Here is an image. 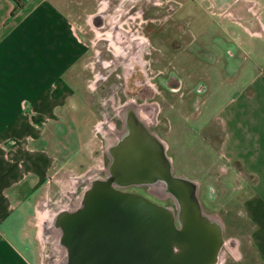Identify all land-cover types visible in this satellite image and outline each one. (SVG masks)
<instances>
[{
	"label": "rangeland",
	"instance_id": "374dc122",
	"mask_svg": "<svg viewBox=\"0 0 264 264\" xmlns=\"http://www.w3.org/2000/svg\"><path fill=\"white\" fill-rule=\"evenodd\" d=\"M71 5L86 50L71 73L79 84L75 106L61 111L62 121L47 130L58 161L30 200L32 264H68L61 220L82 206L93 184L106 181L142 194L178 219L190 204L179 176L195 186V207L221 225L214 264L261 263L256 224L245 205L256 177L227 160L223 115L227 81L264 52V0H72ZM130 39L144 42L139 55H129ZM129 103L139 106L134 123H144L147 136L144 126H128ZM71 129L78 143L74 137L67 150L64 135ZM142 151L155 157L163 175L150 167L147 172Z\"/></svg>",
	"mask_w": 264,
	"mask_h": 264
},
{
	"label": "crops",
	"instance_id": "0c3cea01",
	"mask_svg": "<svg viewBox=\"0 0 264 264\" xmlns=\"http://www.w3.org/2000/svg\"><path fill=\"white\" fill-rule=\"evenodd\" d=\"M71 1L23 0L13 13L15 0H0V264H32L30 200L58 161L47 130L79 93L71 73L86 47ZM226 91L225 156L256 177L245 205L264 264V52L227 81ZM74 132L64 135L67 150L78 140Z\"/></svg>",
	"mask_w": 264,
	"mask_h": 264
},
{
	"label": "water",
	"instance_id": "95a60500",
	"mask_svg": "<svg viewBox=\"0 0 264 264\" xmlns=\"http://www.w3.org/2000/svg\"><path fill=\"white\" fill-rule=\"evenodd\" d=\"M188 199L182 220L142 194L97 183L62 217L68 264H214L221 231L205 225Z\"/></svg>",
	"mask_w": 264,
	"mask_h": 264
},
{
	"label": "bare ground",
	"instance_id": "6f19581e",
	"mask_svg": "<svg viewBox=\"0 0 264 264\" xmlns=\"http://www.w3.org/2000/svg\"><path fill=\"white\" fill-rule=\"evenodd\" d=\"M137 112H139V106H136L135 104H132V103H130V104H127L126 106H125V109H124V114H125V116H126V121H127V123H128V126L129 127H134V125H135V127L137 126V127H139L140 129L142 128L141 126H144V123H142V122H140V124H137V122H135L134 123V119H135V117H134V115H136L137 114ZM131 121H133V122H131ZM134 127V128H135ZM145 127V126H144ZM142 130V132L143 133H145L146 131L148 132V133H145V135L147 136V134H149V131H148V129H147V127H145V129L143 130V129H141ZM134 136V135H133ZM135 137V136H134ZM161 154H163L164 155V152H163V144H161L160 143V147H159V155H161ZM134 155H135V153H134ZM138 155H139V158H141L140 157V155H142V157H147L148 159H149V163H148V165H147V172H148V169L150 170V168L152 169V168H154V171H156V173H158V172H162V175H163V168L160 166V165H157V161L155 160V157H152L151 158V160H150V157H149V154H148V152L147 151H142L141 153H138ZM137 154H136V156H138ZM158 156V155H157ZM162 156V155H161ZM163 158H164V162H165V169L167 170V175H169L170 173V162H169V159L164 155V156H162ZM166 157V158H165ZM160 166V167H159ZM150 167V168H149ZM157 167L159 168V169H157ZM135 170H133V171H131L132 173L134 172ZM169 173V174H168ZM179 178V180L180 181H182L183 183H185V185L189 188L188 190H189V192H186L185 193V195H189V197H192L193 199H194V193H193V190H194V188H195V186L193 185H190V184H188L186 181H184V179L185 178H183V177H178ZM179 181V182H180ZM106 183H108V182H106ZM96 184H93V186L92 187H94ZM110 185H112V183H110ZM170 191H171V193L173 194V192H175L174 190H173V188H172V190L170 189ZM195 191V190H194ZM177 195V194H176ZM86 196V195H85ZM177 197H180V194H178L177 195ZM179 202H180V204H181V207H183V199H181V198H179ZM84 203H85V200L81 203V205H84ZM187 207H189V206H187ZM195 208H197V207H195ZM197 210V209H196ZM198 211V210H197ZM187 214H188V208H186L185 207V209L183 210V212L181 213V217H180V219H182V220H184V218L187 216ZM201 220H202V222L205 224V225H207L208 227H211L215 232H220L221 231V225L219 224V223H217V222H214L213 221V219H211L209 216H205V215H203L202 213H201ZM217 258H218V254H217ZM216 261H217V259H216Z\"/></svg>",
	"mask_w": 264,
	"mask_h": 264
},
{
	"label": "flooded vegetation",
	"instance_id": "af4514ba",
	"mask_svg": "<svg viewBox=\"0 0 264 264\" xmlns=\"http://www.w3.org/2000/svg\"><path fill=\"white\" fill-rule=\"evenodd\" d=\"M133 2L135 0H126L127 3L129 2ZM123 26V24H121ZM130 29V28H129ZM130 31H132V29H130ZM137 37H135L134 39H136ZM144 46V42L140 41L139 44H137V41L134 43L133 39H130L129 43H128V47H129V55H139V52L141 51V48ZM130 104V103H129ZM127 105V104H126ZM196 218L194 217V220Z\"/></svg>",
	"mask_w": 264,
	"mask_h": 264
},
{
	"label": "trees",
	"instance_id": "16d2710c",
	"mask_svg": "<svg viewBox=\"0 0 264 264\" xmlns=\"http://www.w3.org/2000/svg\"><path fill=\"white\" fill-rule=\"evenodd\" d=\"M15 2H16V6H15V8H14V10H13V13H14L19 7H21V6L23 5V0H15Z\"/></svg>",
	"mask_w": 264,
	"mask_h": 264
}]
</instances>
